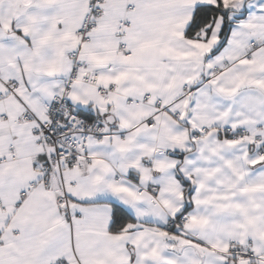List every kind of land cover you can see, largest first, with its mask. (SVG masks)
<instances>
[{
    "label": "snow or ice",
    "instance_id": "obj_1",
    "mask_svg": "<svg viewBox=\"0 0 264 264\" xmlns=\"http://www.w3.org/2000/svg\"><path fill=\"white\" fill-rule=\"evenodd\" d=\"M0 264H264V0H0Z\"/></svg>",
    "mask_w": 264,
    "mask_h": 264
}]
</instances>
